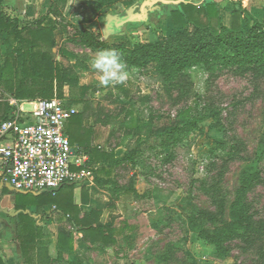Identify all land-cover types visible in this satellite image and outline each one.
<instances>
[{"label": "rangeland", "instance_id": "obj_1", "mask_svg": "<svg viewBox=\"0 0 264 264\" xmlns=\"http://www.w3.org/2000/svg\"><path fill=\"white\" fill-rule=\"evenodd\" d=\"M111 1L102 2L106 7L97 22L101 32L108 14L135 11L152 0H125L121 10ZM173 9L172 4L158 2L148 7L146 22L128 23L119 31L121 40L157 43L162 56L155 57V65L131 70L123 83L126 92L99 84L92 110L103 119L118 115L110 120L116 138H129L130 147L135 138L123 132L131 120L143 123L145 133L171 124L188 109L193 123L189 127L193 126L183 137L178 132L167 149L149 146L169 137L146 140L132 166L116 167L120 183L136 184L144 195L135 199L130 194L119 204L115 229L124 224L131 228L117 232L116 244L94 247L77 239L75 250L55 264H264V63L221 64L215 39L191 25L174 26ZM88 10L93 11L90 1L80 20L94 17ZM183 62L184 67L176 70ZM166 64L173 65L168 77L160 72ZM93 82H99L98 73ZM244 181L248 188L238 200ZM241 207L246 213L243 223L233 215ZM10 223L15 225L11 219ZM9 228L13 242L16 228L15 236L14 227ZM221 231V252L200 235L214 237ZM217 253L225 257L220 259Z\"/></svg>", "mask_w": 264, "mask_h": 264}, {"label": "crops", "instance_id": "obj_2", "mask_svg": "<svg viewBox=\"0 0 264 264\" xmlns=\"http://www.w3.org/2000/svg\"><path fill=\"white\" fill-rule=\"evenodd\" d=\"M89 1L93 5V11L88 10V12L90 11L89 14L94 15L95 18L84 16L80 20L84 14H87L82 13V10ZM184 1L188 2V0ZM98 2L100 3V0H2L0 11L17 19L20 28L35 24L37 21L40 22L38 24L40 27H55L52 60L66 70L67 75L73 80L70 84H64L61 98L67 100L75 109V113L67 122L66 132L76 154L82 158L81 165L76 169L83 173L74 184L67 185L59 192L57 191L58 196L68 198V192H71L72 205L78 209L80 216L89 214L94 209L101 212L99 218L101 224L116 227L114 214H116L123 199L129 197L130 194L135 199H142L144 195L140 193L138 185H123L115 175L116 167L121 165L132 166L140 152L136 153L133 162H128L125 159L115 164L112 159L113 156L119 159L124 158L128 150L135 148L136 143L145 140L144 135L147 131L143 132V126L136 131L137 126L143 125V123L131 120L132 124L130 127L125 126L123 132L125 134L127 131L131 138H135L133 147H130L127 145L129 138L125 140L123 138L122 141L116 138L117 132L110 120H113V117L118 119V115L106 116L103 119V117L97 116L98 112L92 110V96L98 93L101 87L99 82H93L97 72L91 68L90 61L99 49L88 45L76 29L93 26L98 32H101L97 27V22L101 19L99 13L104 8H99ZM191 2H197V4L200 2L199 6L203 5L204 2L215 3L222 24L229 28L232 26L234 10L239 11V22L242 29L247 24L252 23L253 20L264 22V0H192ZM124 5L125 0H119L113 4V8L119 6L118 10H121L120 7H124ZM52 8L54 12H49V9ZM111 34L104 35L101 32L100 41L109 45L123 41L126 42V46H130V41H126L125 38L120 39L123 33L116 31ZM23 47L28 48L27 43H24ZM6 60L11 61L15 66L16 76L13 80L15 84L21 78L17 54L8 49L6 35L0 34V68ZM128 69L129 71L141 70V68L136 67H128ZM114 88L119 89L122 93L126 92L123 83L114 84ZM0 89L5 96L3 102L9 98H15L13 93L8 92L2 86ZM5 188L6 186L0 185V190H2L0 206L7 210H15V195L7 188L9 193L4 194ZM26 209L32 213L42 232L40 242L36 247L35 257L31 263H25L19 244L15 237H13L14 241L12 242V237L9 235V230H11L9 225H11L14 227L13 236H15L16 224L10 223V219L13 220L11 216L1 214L5 222L6 219L9 220L0 229V264H46L48 260H59L61 256L72 253L75 250L74 240L79 239L82 242V235L79 233L78 227L74 226L63 211L54 204L44 205L40 210L28 206ZM15 222H18V219ZM130 228L131 225L124 224L120 229L121 232H125ZM60 232L72 234L74 247L72 251L65 253L59 248L57 241ZM100 245L102 244L96 243L94 247Z\"/></svg>", "mask_w": 264, "mask_h": 264}, {"label": "trees", "instance_id": "obj_3", "mask_svg": "<svg viewBox=\"0 0 264 264\" xmlns=\"http://www.w3.org/2000/svg\"><path fill=\"white\" fill-rule=\"evenodd\" d=\"M116 1L119 0H112L110 4H114ZM1 2L2 0H0V4ZM102 2L104 0L98 3L99 8L106 7ZM105 11L109 13L110 10L106 8ZM49 12H54L53 8L49 9ZM170 17L174 26L187 28L191 25L196 30L203 32L204 35H210L215 39L217 48L220 49L219 60L223 65L264 63V22L253 20L252 23L247 24L242 29L239 22V11L234 10L232 14V26L229 28L222 24L219 10L213 2H204L201 6L193 2H181L170 12ZM39 23L37 21L35 24L20 28L17 19L11 18L7 13L0 11V34L6 35L8 49L17 54L18 66L21 69V78L14 84L13 80L16 76L15 66L11 61L6 60L0 68V86L8 92L13 93L17 99L52 98L55 96L61 98L64 84L73 82L71 77L67 75L66 70L62 69L59 64L52 60V49L55 45L53 39L55 27H40L38 26ZM76 31L88 45L96 49H116L128 67L146 69L149 65H155V57L162 56V52L156 51L155 47H157V43L137 42L127 37L126 41H130V46H126V42L123 41L109 45L100 41L101 32H98L93 26H84L76 29ZM24 43H27L28 48L23 47ZM184 65L185 62L177 67L176 70H180ZM172 68L173 65L166 64L160 72L168 77L171 74ZM0 106L1 122L7 118L8 114L12 111V107L7 103L0 104ZM190 118L192 119V113L186 109L180 112L178 119L171 124L148 129L144 135L146 137L144 141L136 143L135 148L130 151L128 150L124 158L119 159L113 156L112 162L117 164L125 159L128 162H133L136 153L143 152L145 148L144 142L153 139L155 136L161 139L169 137V139L167 138L166 142L150 145L149 148L151 150L169 148L171 141L178 132V135L183 137L185 131L190 130L193 126L189 127L193 124L189 121ZM142 126L143 128L146 127L145 125H139L136 131L140 130ZM176 138L178 140L180 137ZM247 188L248 183L246 181L242 182L238 200L245 194ZM58 192L12 193L16 199L14 205L15 210L19 212L16 216H12L14 221L18 219V222H15L16 241L20 246L25 263H31L33 261L36 247L42 236L37 221L32 213L26 209L30 203L35 204L38 210L44 205L50 204H54L57 208L61 209L71 220L72 224L78 227L79 233L82 234L81 238L86 244L94 245L100 243L104 246L116 244V234L117 232H121V229L116 230L113 226L101 224L99 222L101 212L94 209L89 214L80 216L78 209L72 205L71 192H68V195L66 194L68 198L66 196L59 197ZM7 193L9 192L5 188L4 194ZM30 194L33 196L32 200L18 199V196L26 197ZM233 215L237 219V222L243 223L245 221L243 218V215H246L244 208L237 209ZM200 235L203 240L215 245L217 251L221 252L218 241L223 235L222 231L214 237L209 236L207 233H201ZM57 243L59 248L64 252L72 251V234L60 232ZM216 256L220 259L225 257L220 253H217ZM55 263L56 260H48L46 264Z\"/></svg>", "mask_w": 264, "mask_h": 264}, {"label": "built area", "instance_id": "obj_4", "mask_svg": "<svg viewBox=\"0 0 264 264\" xmlns=\"http://www.w3.org/2000/svg\"><path fill=\"white\" fill-rule=\"evenodd\" d=\"M5 96L0 89V101ZM12 111L0 122V185L15 192H51L74 184L82 163L66 125L75 113L64 98H9Z\"/></svg>", "mask_w": 264, "mask_h": 264}, {"label": "clouds", "instance_id": "obj_5", "mask_svg": "<svg viewBox=\"0 0 264 264\" xmlns=\"http://www.w3.org/2000/svg\"><path fill=\"white\" fill-rule=\"evenodd\" d=\"M91 68L99 74L101 86L126 82L130 77L127 64L116 49H100L90 61Z\"/></svg>", "mask_w": 264, "mask_h": 264}, {"label": "water", "instance_id": "obj_6", "mask_svg": "<svg viewBox=\"0 0 264 264\" xmlns=\"http://www.w3.org/2000/svg\"><path fill=\"white\" fill-rule=\"evenodd\" d=\"M158 2H162L165 4L178 5L181 2H184V0H152L150 2L141 3L140 4V11H138V12L129 11L126 15H122V14H118V13H110L104 17V23L102 26V33L104 35H109V34L114 33L116 31H120L128 23H132V22H136V21L146 22L149 18V13L147 11L148 7H151ZM112 27H114L115 29H112ZM6 188L11 192H15L9 186H6ZM20 193H24V192H20ZM1 196H2V190H0V198H1ZM1 214H4L6 216L9 215L12 217V216H16L18 214V211H15L14 209L7 210V209L2 208L0 206V229L3 227V224L6 223L5 219L3 217H1Z\"/></svg>", "mask_w": 264, "mask_h": 264}, {"label": "flooded vegetation", "instance_id": "obj_7", "mask_svg": "<svg viewBox=\"0 0 264 264\" xmlns=\"http://www.w3.org/2000/svg\"><path fill=\"white\" fill-rule=\"evenodd\" d=\"M129 11H131V10L126 11V12H125L124 14H122V15H126ZM138 11H140V5H139L138 10H135V11H132V12H138Z\"/></svg>", "mask_w": 264, "mask_h": 264}]
</instances>
